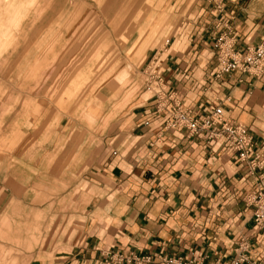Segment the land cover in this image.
I'll use <instances>...</instances> for the list:
<instances>
[{"label": "crops", "instance_id": "obj_1", "mask_svg": "<svg viewBox=\"0 0 264 264\" xmlns=\"http://www.w3.org/2000/svg\"><path fill=\"white\" fill-rule=\"evenodd\" d=\"M171 2L165 14L169 41L150 63L153 77L194 113L220 107L226 120L243 125L258 143L264 138V70L218 75L211 47L220 34L230 37L237 51L262 41L264 0ZM148 93L127 96L118 111L122 116L105 137L94 126L91 151L83 147V124H70L58 139L67 149L65 160L73 162L70 168L69 163L53 168L64 159L55 151L41 153L35 147L24 154L26 162L44 156L47 169L15 179L19 198L43 196V205L35 208L56 206L80 226L60 250L27 264H105L108 252L150 257L156 264L162 257L228 264L239 240L250 246L254 264H264V232L253 227L251 207L244 202L253 179L217 142L190 139L181 129L163 130ZM71 176L79 182L70 183ZM57 177L59 185L52 186L49 179ZM52 190L59 196H47Z\"/></svg>", "mask_w": 264, "mask_h": 264}, {"label": "rangeland", "instance_id": "obj_2", "mask_svg": "<svg viewBox=\"0 0 264 264\" xmlns=\"http://www.w3.org/2000/svg\"><path fill=\"white\" fill-rule=\"evenodd\" d=\"M171 1L0 0V264L47 258L40 255L78 235L74 216L56 206L35 208L43 196L19 198L15 179L47 169L42 155L22 159L36 147L64 156L53 168H70L58 141L70 124H83V147L91 151L95 125L105 137L127 96L157 89L150 63L169 41ZM56 179H49L52 186Z\"/></svg>", "mask_w": 264, "mask_h": 264}, {"label": "built area", "instance_id": "obj_3", "mask_svg": "<svg viewBox=\"0 0 264 264\" xmlns=\"http://www.w3.org/2000/svg\"><path fill=\"white\" fill-rule=\"evenodd\" d=\"M215 65L218 75L240 71L258 75L264 70V39L254 47L242 51L234 49L231 38L220 34L212 40ZM154 74V73H153ZM157 89L153 92V114L158 117L163 130H184L188 138L203 139L206 143L217 142L223 150L236 159L244 176L253 179L251 190L245 195L246 206L251 207L253 227L264 232V138L255 143L246 128L223 117L222 109L209 106L200 114L184 107L173 94L160 87V78L151 76ZM250 246L239 240L234 256L228 264H254ZM105 264H156L150 257L108 252ZM159 264H203L194 257H162Z\"/></svg>", "mask_w": 264, "mask_h": 264}]
</instances>
